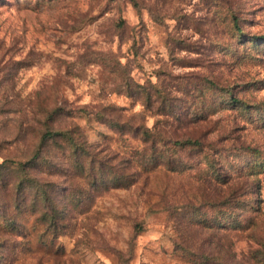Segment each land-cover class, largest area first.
Listing matches in <instances>:
<instances>
[{"label": "rangeland", "instance_id": "obj_1", "mask_svg": "<svg viewBox=\"0 0 264 264\" xmlns=\"http://www.w3.org/2000/svg\"><path fill=\"white\" fill-rule=\"evenodd\" d=\"M3 160L0 264H264V0H0Z\"/></svg>", "mask_w": 264, "mask_h": 264}, {"label": "trees", "instance_id": "obj_2", "mask_svg": "<svg viewBox=\"0 0 264 264\" xmlns=\"http://www.w3.org/2000/svg\"><path fill=\"white\" fill-rule=\"evenodd\" d=\"M146 93V99H149L150 95H149V91L145 90ZM150 101V100H149ZM151 102V101H150ZM150 102L148 103L150 105ZM161 105V104H160ZM118 125V124H117ZM134 130H140L141 128H144L141 130V135L143 137V139L145 141L150 140L152 142V146L154 147L156 145V142L159 141L157 140V136H160L161 134H159V132H153L151 131V128L149 129L148 127H143V125H139L137 127H134ZM53 140L55 142L58 143V145H61L62 143L69 144L72 146L73 148V153L77 154V143H76V139L74 138L73 134H72V130H52L50 128H47L40 139V144L37 148V150L34 152V154L31 156V160H27L26 162H19L18 163V167L16 168L18 175H19V179L17 181V188H19L20 190L24 189V187H26L28 181H32L33 185H35L37 187V193L41 194V195H45L46 191L45 190H41L43 189L42 185L40 182H38V180L30 174V168L28 167L29 164L32 162V160L39 158L40 155H42V151L44 150V145H46V143H48V141ZM163 140V144L165 143H170L172 144V146L174 145H179L181 147L184 146H189V145H194V144H199V141L197 139H191V138H185V139H173L170 136H166L165 139ZM65 147V145H64ZM160 156L158 155V152H154L153 155L150 158V163L152 164V166H155L156 163H158L160 161ZM167 160H165L166 165L172 166L175 162L174 159L172 157H167ZM0 165H6V160H3L2 162H0ZM40 187V188H39Z\"/></svg>", "mask_w": 264, "mask_h": 264}]
</instances>
